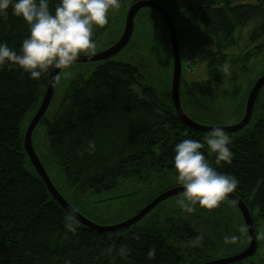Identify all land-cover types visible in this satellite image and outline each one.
Returning a JSON list of instances; mask_svg holds the SVG:
<instances>
[{"label":"trees","instance_id":"16d2710c","mask_svg":"<svg viewBox=\"0 0 264 264\" xmlns=\"http://www.w3.org/2000/svg\"><path fill=\"white\" fill-rule=\"evenodd\" d=\"M155 1L173 23L177 18L187 24L195 21L200 32L213 40L211 47L193 55L196 62L205 63L206 79L180 78L189 99L207 83L236 85L252 73L253 84L264 72L258 70L264 62V0ZM58 3L49 0L50 10ZM246 27L247 45L240 48L239 31ZM27 34L18 17L0 20V41L10 47L18 50ZM234 48L237 52L231 53ZM225 64L230 65V75L222 71ZM143 78L133 65L105 60L88 76L79 74L68 83L47 139L64 180L78 193H101L128 177L147 180L150 174L165 171L176 176L175 143L186 138L203 143L209 134L186 126L172 104L161 102ZM42 82L43 78L31 80L16 69L0 71V264H198L202 248L212 247L211 241L188 218L168 212L160 217L161 203L137 223L117 231L94 230L78 221L75 232L65 227L63 217L68 213L27 158L20 130L22 117L28 111L35 113L41 102ZM262 88L250 122L240 131L226 133L232 140V162L217 164L207 146L201 149L217 171L238 178L232 193L247 205L253 226L256 218L264 220ZM227 211L221 202L213 209L197 206L186 213L223 227ZM216 213L219 218L213 216ZM150 249L154 256L148 255Z\"/></svg>","mask_w":264,"mask_h":264},{"label":"rangeland","instance_id":"374dc122","mask_svg":"<svg viewBox=\"0 0 264 264\" xmlns=\"http://www.w3.org/2000/svg\"><path fill=\"white\" fill-rule=\"evenodd\" d=\"M131 1L121 0V7L118 10L109 12V23L103 27H94V39L97 48L93 55L106 52L108 48L119 41V38L124 32L125 17L132 4ZM134 17V29L129 38L130 40L118 53L109 56L107 59L75 62L69 68L60 69L52 94L53 97L48 105L47 111L31 134L33 148L43 163L45 171H47L57 191L82 216H85L90 222L103 227L126 222L127 219L137 214L139 210H142V208L160 193L182 186L173 173H167L165 171L157 174L152 173L148 176L149 178L147 180H141L137 177L125 178L115 185V187L101 193L88 191L80 194L73 187L70 188L67 185L62 171L58 169L57 164L52 159V153L48 149V126L53 119L54 113L60 108L59 105L64 98L68 83L79 74L88 76L102 61L111 60L135 66L137 71L143 74V81L156 91L159 100L172 104L170 90L173 58L168 29L162 16L151 6L139 9ZM195 23L193 21L187 24L186 22H181L178 18L174 22L177 37H179V55L182 64L181 77L188 82L206 79L205 63L196 62L193 55L194 52H201L213 44L211 37L202 34L200 27ZM247 33V27L239 31L240 48H244L247 45ZM184 41L189 42L190 45L188 46ZM184 45L189 47L191 51V66L186 64L187 61L185 58H182ZM232 52L236 53L237 49H232ZM184 63L185 65L183 67ZM259 65L261 66L258 70H264V62L259 63ZM49 76L47 74L43 77L41 84L42 91H40L39 95L42 98L44 97L43 95ZM255 76L250 73L244 79L238 81L236 85L224 83L221 86L215 87L207 83L203 88L204 90L196 93L193 100L187 97L184 83L181 81L179 99L182 109L194 122H198L207 127H227L236 124L244 115L247 96L252 88L251 84ZM259 97V102L260 99H264V85ZM33 115L34 113L32 114V111H28L22 117L20 123L22 134L26 132ZM181 196L182 194H179V197L170 196L168 199L161 201L157 209H162L161 213H159L160 217L165 216L163 212H168L176 217L190 219L191 224L209 238L213 246L202 248L204 251L198 257L200 261L198 264L235 257V255L246 250L251 241V237H249L243 216H241L238 206L234 202L227 197L222 201L224 205L228 206L225 219L226 223L223 227H219L218 225L212 227L208 222L193 217L189 218L186 211L177 208L178 206L175 204V201L181 198ZM171 207L174 209L171 210ZM213 216L218 217L217 213ZM254 229L255 236L257 237L255 252L244 260L228 264H264V220L256 218L254 221Z\"/></svg>","mask_w":264,"mask_h":264},{"label":"clouds","instance_id":"9594fccd","mask_svg":"<svg viewBox=\"0 0 264 264\" xmlns=\"http://www.w3.org/2000/svg\"><path fill=\"white\" fill-rule=\"evenodd\" d=\"M120 7L121 0H59L53 11L49 0H0V20L13 15L28 29L18 50L0 41V71L16 69L39 81L52 69L71 67L81 55L92 56L97 48L94 27L109 23V12ZM222 71L230 75V65L225 64ZM203 140L186 138L173 147V166L183 188L175 204L188 213L197 206L218 207L239 184L236 176L217 171L201 151L207 146L217 164H230L231 137L213 127ZM76 221L72 210L63 217L71 232L77 230ZM148 255L154 256L155 250L150 249Z\"/></svg>","mask_w":264,"mask_h":264},{"label":"water","instance_id":"95a60500","mask_svg":"<svg viewBox=\"0 0 264 264\" xmlns=\"http://www.w3.org/2000/svg\"><path fill=\"white\" fill-rule=\"evenodd\" d=\"M153 7L160 16H162L163 21L168 29V36L170 37V48H172V58H173V73H172V83H171V101L172 106L174 108V112L177 113L179 119L187 126L193 128L196 131H201L208 133L213 128L212 126H204L202 124H199L198 122H194L188 115L183 111L181 101L179 99V86L181 82V58H180V47H179V39L177 37L176 33V27L174 26L172 17L169 16L166 9L161 6L157 1L155 0H138L137 2H134L131 4L128 13L126 15V21L124 25V32L119 38V41L115 43L113 46L108 48L106 52L99 53L98 55H92L90 57L88 56H81L76 62H88V61H98L109 58V56H112L120 51L121 48H123L128 42L129 38L133 32V22H134V16L139 11V9L144 7ZM60 69H52L49 73V79L47 82V87L44 93V97L42 98L40 104L38 105V108L34 115L32 116L31 121L29 122L27 126V130L24 133V151L27 155V158L29 161H31L34 169L38 174L40 175L42 181L45 183V186L47 188V191L52 195L54 200L59 203L68 213L69 210H72L76 217L77 221L85 224L94 230L99 231H117V229H121L127 226H130L132 224L137 223L141 218H143L145 215L148 214L154 207L158 205L161 201H164L168 199L170 196L179 195V193L183 192L182 186L175 187L172 189H169L166 192L160 193L155 199L151 200L142 210H139L137 214H135L133 217L127 219L126 222L119 223L112 226H99L97 224H94L93 222H90L85 216H82L79 212H77L69 202H67L63 195L60 194V192L57 191L56 187L54 186V183L49 178L47 171H45L44 166L40 159L38 158V155L36 151L33 148L32 140H31V134L34 131L35 126L37 123L42 119V116L47 111L48 105L52 99V94L55 89L56 80L58 77V73ZM264 85V72L259 75V77L256 79V81L252 84V88L249 91V94L247 96V101L245 104V112L242 116L241 120L233 125L230 126H219V128H222L225 130L226 133L230 132H237L240 131L241 128L246 126L250 122V118L253 112V105L256 100L257 94L260 92V89ZM227 198H229L232 202H234L235 205L238 206V209L241 213V216H243L245 226H247L249 237H251V241L249 245L247 246L245 251H242L241 253L235 255V257L231 258H225L220 260H214L212 262H204L203 264H228V263H234L236 261H241L246 259V257L252 255L256 250V242L257 237L255 236V229L253 226V219L250 215V212L248 210L247 205L243 203L236 194L229 193L227 194Z\"/></svg>","mask_w":264,"mask_h":264},{"label":"built area","instance_id":"2783aa9c","mask_svg":"<svg viewBox=\"0 0 264 264\" xmlns=\"http://www.w3.org/2000/svg\"><path fill=\"white\" fill-rule=\"evenodd\" d=\"M191 51L189 50V47L187 46H183V50H182V58H185L186 59V64L190 65L191 66ZM185 65V63H184Z\"/></svg>","mask_w":264,"mask_h":264}]
</instances>
